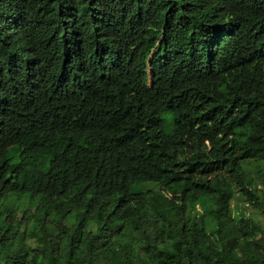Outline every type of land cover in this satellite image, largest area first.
<instances>
[{
	"label": "trees",
	"instance_id": "1",
	"mask_svg": "<svg viewBox=\"0 0 264 264\" xmlns=\"http://www.w3.org/2000/svg\"><path fill=\"white\" fill-rule=\"evenodd\" d=\"M9 138L0 264H264V0H0Z\"/></svg>",
	"mask_w": 264,
	"mask_h": 264
},
{
	"label": "rangeland",
	"instance_id": "2",
	"mask_svg": "<svg viewBox=\"0 0 264 264\" xmlns=\"http://www.w3.org/2000/svg\"><path fill=\"white\" fill-rule=\"evenodd\" d=\"M148 78L146 84L150 85V76L151 73L147 71ZM13 143H15L14 138H9L3 141H0V146L10 147ZM146 190V186L144 185H134L133 192H141ZM34 206V203L32 204ZM232 211L237 214H242L243 216L251 217L255 221L259 222L261 225H264V216L258 212H256L253 208H251L248 204H246L240 198L235 197L234 201L231 202ZM92 228V226H90ZM30 245L33 247L34 244L30 242Z\"/></svg>",
	"mask_w": 264,
	"mask_h": 264
}]
</instances>
